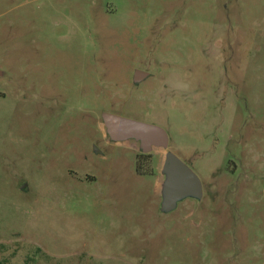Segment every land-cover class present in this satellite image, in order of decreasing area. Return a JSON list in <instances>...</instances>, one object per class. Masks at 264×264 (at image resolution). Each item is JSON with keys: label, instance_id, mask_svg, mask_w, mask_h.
Masks as SVG:
<instances>
[{"label": "rangeland", "instance_id": "obj_1", "mask_svg": "<svg viewBox=\"0 0 264 264\" xmlns=\"http://www.w3.org/2000/svg\"><path fill=\"white\" fill-rule=\"evenodd\" d=\"M0 71V264H264V0H0Z\"/></svg>", "mask_w": 264, "mask_h": 264}, {"label": "water", "instance_id": "obj_2", "mask_svg": "<svg viewBox=\"0 0 264 264\" xmlns=\"http://www.w3.org/2000/svg\"><path fill=\"white\" fill-rule=\"evenodd\" d=\"M148 74L135 72V82L144 79ZM106 133L115 143L135 140L140 143L143 153L154 149L165 150L164 163L161 174L164 181L161 184V207L164 214H168L186 199L200 201L203 197V183L197 174L186 165L176 154L169 150L167 132L153 124H148L110 113L102 115Z\"/></svg>", "mask_w": 264, "mask_h": 264}, {"label": "flooded vegetation", "instance_id": "obj_3", "mask_svg": "<svg viewBox=\"0 0 264 264\" xmlns=\"http://www.w3.org/2000/svg\"><path fill=\"white\" fill-rule=\"evenodd\" d=\"M0 74H1V71H0ZM2 77H3V76L0 75V79H2ZM146 78H147V77H146ZM144 79H145V78H144ZM0 94H2V93H0Z\"/></svg>", "mask_w": 264, "mask_h": 264}]
</instances>
